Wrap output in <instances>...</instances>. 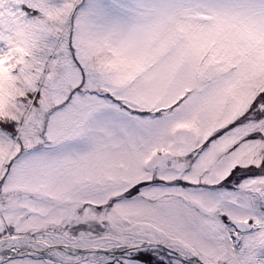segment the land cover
<instances>
[{
  "label": "snow or ice",
  "instance_id": "snow-or-ice-1",
  "mask_svg": "<svg viewBox=\"0 0 264 264\" xmlns=\"http://www.w3.org/2000/svg\"><path fill=\"white\" fill-rule=\"evenodd\" d=\"M0 264H264V0H0Z\"/></svg>",
  "mask_w": 264,
  "mask_h": 264
}]
</instances>
